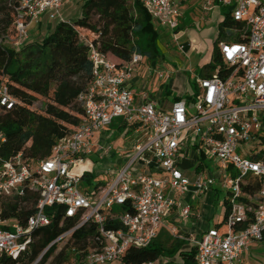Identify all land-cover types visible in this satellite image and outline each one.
I'll list each match as a JSON object with an SVG mask.
<instances>
[{
	"label": "built area",
	"instance_id": "built-area-1",
	"mask_svg": "<svg viewBox=\"0 0 264 264\" xmlns=\"http://www.w3.org/2000/svg\"><path fill=\"white\" fill-rule=\"evenodd\" d=\"M139 1L161 28L175 32L179 9L174 0ZM62 2L19 0L15 45L27 39L29 23H37L44 14L57 19ZM217 5L229 7L231 18L242 22L240 34L245 36L242 41L218 43L221 58L231 71L225 76L218 69L212 76L193 74L197 87L191 94L193 100H176L167 109L145 91L134 101L129 83L140 54L132 53L118 67L97 45L88 44L92 78L77 98L83 113L77 127L58 139L46 158L31 161L17 152L0 160V257L17 259L26 252L33 230L51 221L54 211H46V207L59 205L62 220L75 217L77 222L54 241L91 221L97 227L96 245L85 254L84 264H124L122 256L129 246L145 247L157 236L176 194H185L192 184L199 196L216 181L214 175L199 173L191 182L180 169V150L190 137L217 163L226 202L223 221L207 228L196 241L195 264H239L252 242L264 243V158H252L264 148L259 143L264 132V0H217ZM210 9L209 2L203 6L205 13ZM12 103L6 86L0 85V105L11 107ZM115 117L147 128L146 138L134 144L127 162L108 182L80 191L78 184L86 170L76 167L91 152L94 133ZM3 139L0 132V141ZM27 202L34 204L24 224L2 215L3 203L17 204L18 212ZM125 203L129 210H114ZM179 213L188 218L190 206H183ZM114 222L120 226H107Z\"/></svg>",
	"mask_w": 264,
	"mask_h": 264
},
{
	"label": "trees",
	"instance_id": "trees-1",
	"mask_svg": "<svg viewBox=\"0 0 264 264\" xmlns=\"http://www.w3.org/2000/svg\"><path fill=\"white\" fill-rule=\"evenodd\" d=\"M18 1L0 0V38L8 37L10 31L13 38L16 37ZM241 28L242 22L233 20L229 9L223 11L212 44L211 60L201 67L200 76H212L216 69L220 76L231 71L221 58L218 43L244 40ZM179 29L177 26L175 31ZM160 38L161 31L139 0H84L80 16L71 21H57L40 39L26 41L18 48L0 43V85L6 86L13 101L11 107L0 105V132L4 135L0 141V160L17 152L31 161L46 158L58 139L77 127L83 115L77 98L92 78V62L88 58L90 42L119 67L134 52L147 60L161 58ZM191 83L195 93L196 84ZM173 97L175 101L193 100L191 94ZM40 98L47 102L43 108L36 109L34 103ZM259 137V143L264 145V132ZM252 158H264V148ZM92 175L93 172H85L82 179ZM33 204L27 202L17 212V204L3 203L2 215L17 218L24 224L33 211ZM50 210L54 211L51 221L33 230L29 249L17 259L2 255L0 264H44L47 261L59 242L54 240L77 222L75 217L62 220V206L46 207V211ZM114 210H129V203L115 206ZM107 226L116 228L120 224L114 222ZM96 236L95 224L83 223L69 234V241L54 260L61 263L73 256L84 261L87 251L96 245ZM195 251L196 244L190 245L186 238L160 228L147 246H129L122 261L124 264H147L163 258L168 264H195Z\"/></svg>",
	"mask_w": 264,
	"mask_h": 264
},
{
	"label": "crops",
	"instance_id": "crops-1",
	"mask_svg": "<svg viewBox=\"0 0 264 264\" xmlns=\"http://www.w3.org/2000/svg\"><path fill=\"white\" fill-rule=\"evenodd\" d=\"M83 2L84 0H63L57 19H50L46 14L42 15L37 23L32 22L27 25L28 37L26 40L15 45L16 40L13 38L10 46L18 48L26 41L38 40L45 36L57 21H71L80 16ZM208 2L211 3V9L205 13L203 6ZM174 3L179 9L178 26L180 29L172 32V36L176 34L177 38L174 40H182L179 43V48L185 54L195 53L199 58H202L198 70L193 73L199 75L201 67L211 60L212 44L217 36L218 23L223 18L222 6L217 5V0H174ZM186 15L191 20L187 25H185L187 18H184ZM153 23L162 34L163 28L154 20ZM161 59L145 60V57L142 56L132 73L129 88L134 94L135 102L140 100L141 93L145 91L157 102L159 107L167 109L175 101L173 96L194 93L192 85H190L194 79L193 74L187 76L179 71H174L171 67H167ZM159 72L168 74L160 77ZM185 82L189 84L188 88H186ZM168 98L171 101H168ZM147 131V128L138 124L126 122L121 117H115L91 137L92 149L89 154H92L95 162L104 161L106 169H103L111 172L112 175L115 170L127 162L132 154L134 144L143 141ZM105 148L109 149L108 152H104ZM94 161L85 158L84 163L79 164L76 170L83 168L86 173H91L93 172L92 167L96 164ZM207 161L213 163V169H210ZM200 163L201 167L197 168ZM179 167L191 182L196 179L199 173L216 176L212 187L199 196H195L192 184L185 194H176L174 205L163 216L161 228L169 233L174 231L176 235H172L186 238L192 245L196 243L203 231L209 227L218 226L223 221L225 193L216 202L223 191L219 184V168L217 163L207 156L195 137L186 139L182 145ZM185 205L190 206V214L188 218L184 219L179 211ZM217 210H220L222 216L216 223L212 221ZM239 264H264V243L252 242L248 250L241 254Z\"/></svg>",
	"mask_w": 264,
	"mask_h": 264
},
{
	"label": "rangeland",
	"instance_id": "rangeland-1",
	"mask_svg": "<svg viewBox=\"0 0 264 264\" xmlns=\"http://www.w3.org/2000/svg\"><path fill=\"white\" fill-rule=\"evenodd\" d=\"M228 9H229L228 6H222V11H225ZM184 18H187L185 25L189 24V22L191 21L190 17L186 15ZM13 36H14L13 32L10 31L8 34V37L0 38V43L5 44V45H10V42H12L11 40H14ZM181 42H182L181 39H178L177 41L174 40L171 31H166L162 29V34H161L160 43H159L161 58H162L161 60L167 67H171L174 71H179L181 74L189 76L193 74L196 70H198V67L200 65L199 63L202 60V58H199V56L196 55L195 53L185 54V52L179 48V43ZM145 60H147L146 57H145ZM185 85H186V88L189 87V84L186 82H185ZM168 101H171V99L168 98ZM45 102H47L45 98H40L34 103V107L36 109H41L44 107ZM250 143H253V142L250 141ZM248 145L249 143L247 142L245 143L244 146L247 147ZM85 157L91 160L92 162L94 161L92 154H89V155L87 154ZM95 163L96 164H94V167H92L93 175L90 178L87 177L86 179H82L79 182L78 188L80 189V191H83L86 189L87 190L92 189L96 183H105L111 179V176H112L110 174L111 172L103 169V168L106 169V165H105L106 163H104V161L103 162L99 161ZM207 163L210 166V169L214 168V166L212 165L213 163L209 161H207ZM223 193L224 192L222 191L221 195H219V197L216 199V202L219 198H221ZM221 216L222 215L220 213V210H217V213L215 214L212 222H216V223L219 222L221 219ZM170 234L176 235L174 231H171ZM68 241H69V236L64 237L62 240L57 242L56 249L54 250V252L50 255V257L47 259V261L44 264H84L82 258L75 259L73 256H71L68 260H64L61 263L59 261L54 260V256L60 250L63 249V246ZM165 261L166 260H164L163 258H160L158 260V264H166ZM114 264H118V263L116 262Z\"/></svg>",
	"mask_w": 264,
	"mask_h": 264
}]
</instances>
